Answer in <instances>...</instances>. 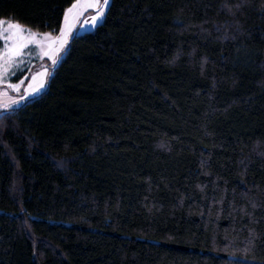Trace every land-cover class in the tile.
I'll return each instance as SVG.
<instances>
[{
	"label": "trees",
	"instance_id": "1",
	"mask_svg": "<svg viewBox=\"0 0 264 264\" xmlns=\"http://www.w3.org/2000/svg\"><path fill=\"white\" fill-rule=\"evenodd\" d=\"M0 264H264V0H111L74 35L0 115Z\"/></svg>",
	"mask_w": 264,
	"mask_h": 264
},
{
	"label": "snow or ice",
	"instance_id": "2",
	"mask_svg": "<svg viewBox=\"0 0 264 264\" xmlns=\"http://www.w3.org/2000/svg\"><path fill=\"white\" fill-rule=\"evenodd\" d=\"M109 0H74V2L63 13V22L60 24L59 33L53 34L51 31L40 32L29 27L21 25L18 21L12 19L0 18V41H3V50L0 51V78L4 77L8 68L14 64H20L18 58L24 53L22 50L35 45L39 49L41 57H48L55 64L59 59V53L68 43L69 34L75 25V22L83 16L88 9L95 10V14L90 17L92 24H96L104 15V7ZM48 70L45 68L39 73L33 75L35 84H29V90L38 91L43 85L44 78L48 76ZM37 77L39 79L37 80ZM9 87L17 88L16 84H10ZM0 96L6 97L7 93H0ZM9 104L0 100V107L7 108Z\"/></svg>",
	"mask_w": 264,
	"mask_h": 264
},
{
	"label": "rangeland",
	"instance_id": "3",
	"mask_svg": "<svg viewBox=\"0 0 264 264\" xmlns=\"http://www.w3.org/2000/svg\"><path fill=\"white\" fill-rule=\"evenodd\" d=\"M110 3L111 0H109L108 5L104 7V15L98 20L96 24H92L90 20V17L95 14V10L93 9H88L83 14V16L75 22V25L72 28L71 33L69 34L68 43L65 45L64 49L59 53V59L56 61L55 64L52 63V60L50 58L41 57L38 54L39 49L35 45H31L25 48L24 50H22L24 54L18 58L20 61H22V63L14 64L12 67L8 68L4 77L0 78V93H4V92L7 93L6 97L0 96V100H4L9 104L7 108L0 107V115L4 112L10 111L11 109H15L23 106L26 102L34 100L41 93L45 92L48 89L50 80L52 79L59 65L61 64V62L68 53V45L71 39L73 38V36L80 35L89 31H94L96 27L104 21ZM5 19H9V18H5ZM40 32H45V31H40ZM51 32H53V34H58L59 29ZM2 50H3V41L0 47V51ZM0 64H2V62H0ZM45 68L48 70L49 74L47 77L44 78L43 85L39 87L38 91L35 92L30 91L29 84L36 83L32 79L33 75L39 73ZM38 79L39 77H37V80ZM10 84H16L17 88L9 87Z\"/></svg>",
	"mask_w": 264,
	"mask_h": 264
}]
</instances>
